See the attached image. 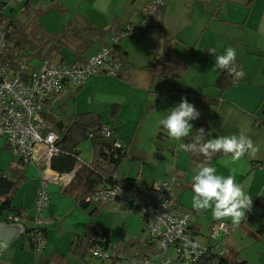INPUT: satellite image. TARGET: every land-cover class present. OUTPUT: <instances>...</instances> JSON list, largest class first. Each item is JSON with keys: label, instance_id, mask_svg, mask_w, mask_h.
I'll return each instance as SVG.
<instances>
[{"label": "crops", "instance_id": "1", "mask_svg": "<svg viewBox=\"0 0 264 264\" xmlns=\"http://www.w3.org/2000/svg\"><path fill=\"white\" fill-rule=\"evenodd\" d=\"M11 1L0 0V3L5 4L7 10ZM29 1L35 8L43 2L56 5L61 0H36L38 3L35 4V0ZM67 1L71 3L68 8V12L72 13L71 20L65 25H60L53 33L47 32L42 25L46 33L57 35L69 23L77 27L86 23L103 30L108 29L112 36L123 26L138 21L143 10L140 0ZM60 3L64 4L63 0ZM164 3L162 15H159L141 36L124 37L119 41L122 62L125 64L119 77L95 78L86 89L82 87L77 93L76 89L70 94L55 97L48 106L65 117L85 113L100 116L102 126L109 127L112 132L111 140L126 149V158L121 162L116 174L118 179H134L139 188H148L154 182L174 178L182 189L178 191L174 188L171 193L173 202L191 214V225L197 232L195 241L198 245L207 246L210 226L216 222H224L229 225L230 233L224 244L217 246V253L222 256L234 255L236 261H242L244 264H264V242L256 233L264 225V210L254 205L256 199L264 200V0H165ZM160 28H163L166 39L171 43L173 54L188 65L178 80L164 81L158 77L159 70L154 74L148 71L163 52V44L158 34ZM50 47H43L44 58L41 60L75 62L70 49L51 51ZM228 47L236 50V66L239 71H243L244 76L220 94L215 83L221 71L214 67L215 54L209 51L215 49L216 55H221ZM92 53L89 52L86 57ZM34 60H29L28 63L38 64ZM90 90L94 93L87 97L85 103L76 105L80 95L84 92L91 93ZM200 96L219 98L215 107L199 106L200 113L208 120L211 135L207 138L243 133L260 146L256 157H242L230 166L224 164L225 160L230 159L229 156H221L208 162L216 168L218 175L225 177L231 174V168H235L236 183L252 198L251 209L245 212L246 219L240 225H233L230 219L216 220L211 209L193 208L192 196L183 191L194 195L192 178L200 163L192 161L179 147L181 140H161L157 137L161 126L159 120L167 116L169 110L181 102L182 97H186L188 102L195 106L193 98L195 100ZM68 99L74 101L71 109L67 105ZM195 122L196 120L190 121L192 126ZM181 153L187 156L182 166L187 173L178 170V158ZM91 160L85 164H89ZM29 168L36 171L27 167L19 175L24 177ZM3 173L5 172H1ZM27 185L30 186L29 198L17 196L15 193L16 196L14 194L10 201L14 208H21L24 215L20 218L24 233L15 238L7 249L10 264H43L45 260L56 255L62 256L64 264H69L70 261H77V257L69 252L71 242L75 237L82 235L88 225L108 229L101 223H88L81 233H76L65 241L63 248L59 245L48 248L45 234V248L39 255L36 254L37 252L28 247L26 232L31 226L34 214L33 203L38 180L33 184L19 185L18 188ZM62 191L50 186L49 199L50 194L62 195ZM29 205L32 207L31 213L27 212ZM49 205L56 211L60 207L54 196L49 200ZM94 207V210L98 208ZM55 210L46 208L44 215L48 217L54 214ZM204 214H207V217L203 218ZM5 216L6 213H3L0 221H4ZM128 221L131 222L130 219ZM108 230V238L111 241L110 229ZM202 238H206L203 239L206 241H202ZM134 243L132 240L126 244L127 250H130ZM120 261L123 260L99 263L117 264L121 263ZM62 263L56 258L50 264Z\"/></svg>", "mask_w": 264, "mask_h": 264}, {"label": "built area", "instance_id": "2", "mask_svg": "<svg viewBox=\"0 0 264 264\" xmlns=\"http://www.w3.org/2000/svg\"><path fill=\"white\" fill-rule=\"evenodd\" d=\"M142 3L139 20L113 33L108 46L89 55L83 63H57L43 59L36 65L24 60H17L12 65L4 61L7 41L0 9V138L6 142L11 157L8 171L2 177L20 174L27 167L38 173L34 216L26 234L28 247L34 252H43L44 230L54 221L44 215L50 200L48 188L53 186L64 190L73 181L75 173L83 165H88L78 158L69 173L59 174L51 169V160L58 154L56 143L59 135L55 124L43 114L49 112L48 103L55 97L70 94L100 76L119 77L123 67L115 51L116 45L124 37L141 36L158 18L164 5L163 0H142ZM227 75L232 84L241 80L236 74L227 72ZM97 136L111 141L112 132L109 127L102 126L87 137ZM113 145L121 146L118 142H113ZM171 181L175 179L160 180L148 188H139L136 181L130 189L113 185L86 197L85 202L93 205L114 203L118 199L121 204H131L132 212L143 223L146 234V239L140 241L133 251L100 236L90 238L86 242V257L98 262L124 260L126 264H196L208 250L217 253V246L223 245L230 233L229 225L224 222L212 224L208 245L193 247L197 243L191 214L174 204ZM4 221L21 224V219L12 213H6Z\"/></svg>", "mask_w": 264, "mask_h": 264}, {"label": "trees", "instance_id": "3", "mask_svg": "<svg viewBox=\"0 0 264 264\" xmlns=\"http://www.w3.org/2000/svg\"><path fill=\"white\" fill-rule=\"evenodd\" d=\"M21 4H23L22 12L26 13V11L31 9L30 6L32 3H30L29 0H22ZM164 5L159 11L160 16L163 13ZM0 9L2 10L3 27L7 41L4 50V61L6 63H11V65L17 60L28 62L29 60L35 59L34 61L39 63L41 59L44 58L42 55L43 47L49 45L51 46V51H60L63 48L70 49L71 56L75 59L74 63H83L89 52L94 53L109 44L111 35L108 29L103 30L86 23L82 27H77L69 23L64 26L62 31L57 35L48 34L41 26L33 23V32L30 33L36 36L32 38L30 33L26 34L23 32L22 26L19 25L14 17L8 15L5 4L0 3ZM158 34L163 44V52L155 59L154 64L148 68V71L154 74L156 70H159L158 77L164 81L168 79L178 80L183 76L188 65L185 61L179 60L173 54L171 43L166 39L163 28L159 29ZM115 51L118 53L117 55L122 62L123 55L118 45H116ZM34 64L36 63H33V65ZM122 67H125L123 62ZM231 86L232 82L227 75V71H221L215 83V87L219 90L220 94H222ZM79 89L80 88H78L75 93H77ZM193 102L197 111L200 112V105L215 107L219 103V98L212 99L207 96H200L195 100L193 98ZM43 115L54 124L57 122L62 124V130L58 131L59 140L56 143L58 154L51 160V169L59 174L69 173L74 169L78 161L79 153L77 147L79 141L87 139L89 133L97 132L101 128L103 125L101 118L94 113L74 114L65 117L59 112H54L51 108L49 112ZM200 128H204L205 132L209 133L208 120L201 113L193 125L191 136L182 138V144L189 143ZM157 137L161 140L170 139L167 130L164 129L163 126H160ZM90 142L92 148L91 162L88 165H83L80 170L75 173L73 181L61 192L62 195L71 197L74 203L82 208H86L90 205L85 202V198L96 191L106 189L113 185H120L124 189H130L136 185L134 179H117L118 177H115L121 162L126 158V149L124 147L120 146L117 148L113 145V142H116L115 140H105L100 136L90 139ZM185 153L192 161L200 164L209 162V160L200 153ZM221 156L225 155L218 153L213 156L211 160ZM23 179L24 177L19 175V173H14L8 178H3L0 172V217L3 213H12L19 218L24 216L21 208H14L10 203L12 196L16 193ZM114 203L122 209L128 210V206L124 203L121 204L119 199ZM254 205L264 210L263 199H256ZM192 229L194 232L193 234L197 235L196 230L193 227ZM256 233L264 242V225ZM45 234L46 230H44V235ZM98 236L109 240V230L94 225H88L84 233L75 237L71 242L69 252L79 259L84 258L86 256L87 240ZM56 258L62 263V256L56 255L45 260L43 264L53 263ZM196 264H244V262L236 261L234 255L220 256V254L208 250L205 256Z\"/></svg>", "mask_w": 264, "mask_h": 264}, {"label": "rangeland", "instance_id": "4", "mask_svg": "<svg viewBox=\"0 0 264 264\" xmlns=\"http://www.w3.org/2000/svg\"><path fill=\"white\" fill-rule=\"evenodd\" d=\"M142 1V0H140ZM165 1V0H163ZM62 2V0L60 1ZM58 2L56 5L51 2H43V4H39V7H35L33 5L30 6L29 11L22 12L23 4L19 2H10L7 13L11 17H15V20L22 26L23 32L26 34L32 33L33 23L38 24V26H45L47 32L53 33V31H57L60 25H65L67 22L71 20V12H68V8L71 5L67 0H63L64 4ZM38 3L36 0L34 4ZM65 5V6H64ZM42 11V14H40ZM32 38H35V34L31 35ZM65 54V53H64ZM94 82V81H93ZM93 82H89L83 89L89 87ZM90 92H84L80 95L77 104H84L87 97L90 94H93L94 91L90 90ZM74 101L72 99L67 100V105L71 109L73 107ZM77 151L79 153L78 158L83 163H88L91 160V142L90 139H82L79 141ZM181 157L178 158V170L186 172V169L182 166L184 165L185 158L187 156L184 153L180 154ZM11 161V157L6 148V142L4 139L0 138V172L7 173L8 166ZM26 172V171H25ZM25 179L22 180L20 186L22 184H33L38 180L39 177L36 171H33L29 168L25 174ZM172 191L174 188L178 191H181V185H177V181H171ZM19 186V187H20ZM19 189V188H18ZM185 194L191 193L183 191ZM17 196L22 195L29 198L30 194V186H23L16 192ZM15 194V196H16ZM52 195L50 194V199L52 196L56 198L57 202L60 204L59 209L56 211L53 207L51 208L48 205L47 210L50 208L51 210H55L54 214L48 215V218L53 219V223L46 227V240L48 242V248H52L55 245H59V247H65V241L74 236L76 233H81L88 223L97 222L101 223L102 226L110 229V238L111 241L117 244H120L122 247H125L126 244L130 243L132 240L135 242L134 246L130 248L131 251L140 243L146 239V234L143 232V223L134 216L132 210L133 206L129 204L128 210L122 209L120 206H117L115 203L105 204L101 203L96 205L98 207L94 210V205L90 204L86 208H82L78 205H75L74 200L65 195ZM30 209V210H29ZM29 209H27L28 213H31V205H29ZM34 213V212H33ZM34 216V214H33ZM207 217V214L203 215V218ZM131 220L129 222L128 220ZM198 238V237H197ZM206 238H202V241ZM195 240L196 237H195ZM40 254V253H36ZM72 260V259H71ZM77 261H70L69 264H100L96 260L89 259L88 257H84L83 260L77 259ZM63 262V261H62ZM121 263L117 264H126V262L120 261ZM65 261L62 263L64 264ZM109 264V263H107Z\"/></svg>", "mask_w": 264, "mask_h": 264}, {"label": "clouds", "instance_id": "5", "mask_svg": "<svg viewBox=\"0 0 264 264\" xmlns=\"http://www.w3.org/2000/svg\"><path fill=\"white\" fill-rule=\"evenodd\" d=\"M210 53L215 54V68L220 71H227L240 77L244 76L243 71H237L236 50L228 47L224 54L216 55V50ZM200 112L197 111L186 97L181 98V102L169 110L168 115L159 120V125L167 130L170 139L179 141L189 137L192 131L190 121L198 119ZM211 133H206L204 128L197 130L191 141L181 144L179 147L189 153H200L209 161L213 156L222 153L229 156L225 160V166L235 164L242 157H256L260 152V146L255 144L251 138L241 133L239 135L219 136L217 138H206ZM228 176L218 175L216 168L208 163L200 164L193 176L192 206L196 210H212V215L216 220L223 221L230 219L233 225H240L246 219L245 212L251 209L252 198L246 194L244 188L236 183L235 168L230 169ZM198 247V244H193Z\"/></svg>", "mask_w": 264, "mask_h": 264}, {"label": "water", "instance_id": "6", "mask_svg": "<svg viewBox=\"0 0 264 264\" xmlns=\"http://www.w3.org/2000/svg\"><path fill=\"white\" fill-rule=\"evenodd\" d=\"M55 126L57 131L62 130L60 122H57ZM23 233L24 229L22 225L7 224L5 221H0V264H10L7 258L8 246Z\"/></svg>", "mask_w": 264, "mask_h": 264}]
</instances>
